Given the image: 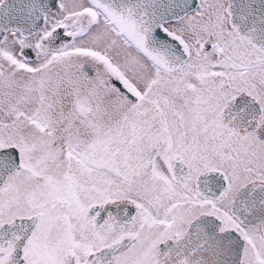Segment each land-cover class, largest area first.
Masks as SVG:
<instances>
[{"label": "snow or ice", "instance_id": "6c2138e0", "mask_svg": "<svg viewBox=\"0 0 264 264\" xmlns=\"http://www.w3.org/2000/svg\"><path fill=\"white\" fill-rule=\"evenodd\" d=\"M0 264H264V0H0Z\"/></svg>", "mask_w": 264, "mask_h": 264}]
</instances>
